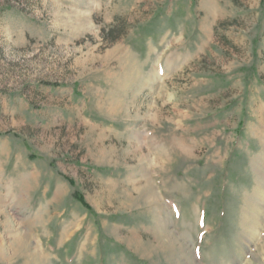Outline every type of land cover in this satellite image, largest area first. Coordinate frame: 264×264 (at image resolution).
Wrapping results in <instances>:
<instances>
[{
	"label": "rangeland",
	"instance_id": "obj_1",
	"mask_svg": "<svg viewBox=\"0 0 264 264\" xmlns=\"http://www.w3.org/2000/svg\"><path fill=\"white\" fill-rule=\"evenodd\" d=\"M0 264H264V0H0Z\"/></svg>",
	"mask_w": 264,
	"mask_h": 264
},
{
	"label": "trees",
	"instance_id": "obj_2",
	"mask_svg": "<svg viewBox=\"0 0 264 264\" xmlns=\"http://www.w3.org/2000/svg\"><path fill=\"white\" fill-rule=\"evenodd\" d=\"M115 40H116V39H115ZM115 40H114V41H115ZM76 198H77L81 203H83V205L87 206L86 203H85V201H84V198H83L82 196L77 195Z\"/></svg>",
	"mask_w": 264,
	"mask_h": 264
},
{
	"label": "bare ground",
	"instance_id": "obj_3",
	"mask_svg": "<svg viewBox=\"0 0 264 264\" xmlns=\"http://www.w3.org/2000/svg\"><path fill=\"white\" fill-rule=\"evenodd\" d=\"M24 238V237H23Z\"/></svg>",
	"mask_w": 264,
	"mask_h": 264
}]
</instances>
